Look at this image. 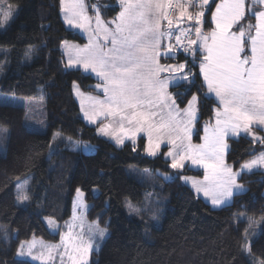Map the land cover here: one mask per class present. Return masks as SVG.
Here are the masks:
<instances>
[{
  "label": "trees",
  "instance_id": "16d2710c",
  "mask_svg": "<svg viewBox=\"0 0 264 264\" xmlns=\"http://www.w3.org/2000/svg\"><path fill=\"white\" fill-rule=\"evenodd\" d=\"M60 1L10 0L18 12L0 32V93L28 99L42 95L46 113V131L38 133L26 126L24 108L0 105V128L6 134L0 142V264H33L16 257L23 242L58 243L72 216L77 189L84 193L88 221L108 232L90 264H257L264 259V170L242 174L238 180L245 192L213 209L180 181L183 175L202 177L201 171H177L164 154L146 155L144 139L137 146L118 148L82 119L73 85L93 93L97 80L65 68L61 44L86 40L63 23ZM117 1L88 0L98 4L105 22L118 16ZM220 1H212L204 29H211L209 17ZM87 13L91 16L92 11ZM251 19L246 14L242 24ZM186 57L189 67L195 59L197 67L191 70L198 73L201 53L193 57L182 52L162 62H186ZM171 92L180 108L192 95L200 98L194 136L200 143L202 124L213 122L217 102L207 96L201 76L195 87L182 84ZM256 131L264 138V131ZM55 135L93 145L95 152L86 155L57 144L60 151L50 157ZM256 142L249 136L228 138L226 163L238 170L264 153V143ZM163 175L174 177L167 181ZM24 179H30L29 203L20 207L16 184ZM150 186L153 196L145 203L144 191ZM128 204L137 209L133 217ZM47 219L60 225L57 234L48 230ZM246 230L251 254L244 250Z\"/></svg>",
  "mask_w": 264,
  "mask_h": 264
},
{
  "label": "snow or ice",
  "instance_id": "6c2138e0",
  "mask_svg": "<svg viewBox=\"0 0 264 264\" xmlns=\"http://www.w3.org/2000/svg\"><path fill=\"white\" fill-rule=\"evenodd\" d=\"M257 2L264 4V0H253V3ZM209 4L210 0H199L200 11L191 13L188 11L191 0L188 3L176 0L175 4L173 0H120L121 11L108 22L115 25L114 29L101 20L99 9H96L93 35L102 32L103 43L98 36L94 39L90 35L89 42L83 47L72 46L76 59L70 58L69 66H82L84 72L94 73L99 81L95 87L104 99L89 97L92 110L82 107V111L90 123H97L99 117L109 121L100 122V134L111 136L117 144H123L125 139L135 144L138 135L146 134L145 152L152 157L157 156L161 145L167 143L171 147L166 156L171 158L173 169L183 168L186 161L204 168L205 183L193 186L197 192L203 191L205 196H210L212 204L217 206L232 195L231 186L235 185L237 175L224 163L225 137L244 132L251 134L253 141L264 143V138L251 131L254 125L264 127V10L254 13V26L249 25L247 30L241 28L237 34L231 29L244 17L245 0H222L212 13L215 28L210 36H205L201 26L205 9L211 11ZM61 5L69 25L88 31L91 18L85 15L82 0H61ZM173 8L178 10V17L168 11ZM12 14L13 5L5 6V0H0V26L8 23ZM185 20L193 23L188 28H180L179 24ZM162 21H167V30H162ZM174 22L177 24L175 30ZM193 30L197 39L191 38ZM174 32L179 33L175 35L176 48L193 57L202 53L198 73L191 70L197 67L195 59L191 61V67L187 57L185 63L177 65L159 63L162 57L175 58L173 47L161 52L165 47L163 41L165 38L170 41ZM163 73L176 75L161 78ZM200 76L202 86L207 87L208 93L215 94L221 108L215 111V126L211 133L205 126L203 143L193 145L192 125L198 122L200 98L192 95L187 106L180 109L167 89L173 81L195 87ZM257 165L264 166V153L245 162L242 168L251 170ZM83 195L77 189V207H86L81 199ZM17 199L27 201L29 197L22 192ZM53 224L54 221L49 220V225ZM68 228L69 231L61 234L60 245L46 246V259L52 261V250L62 247L63 251L59 252L61 264L64 257L69 264H86L85 257L93 247V236L103 237L105 229L90 226L92 235L85 241L83 233L74 235L72 225ZM244 240V250L251 254L247 230ZM34 247V241L28 243L27 254L33 260L43 262L44 253L33 255ZM24 249L22 243L18 255H24ZM257 264H264V259Z\"/></svg>",
  "mask_w": 264,
  "mask_h": 264
},
{
  "label": "rangeland",
  "instance_id": "374dc122",
  "mask_svg": "<svg viewBox=\"0 0 264 264\" xmlns=\"http://www.w3.org/2000/svg\"><path fill=\"white\" fill-rule=\"evenodd\" d=\"M212 1L213 0H210V4H209L208 7H210ZM248 1L250 3H252V4H256V3H253V0H245V3L248 2ZM69 2H70V0H69ZM117 2H118V6L121 8V6H120V0H118ZM188 2H189V0H185V3H188ZM60 3H61V1H60ZM82 3H83V0H82ZM221 3H222V1H221ZM257 3H259V2H257ZM7 4L13 5L12 3H10V0H5V6ZM84 6H85V4H84ZM86 7L87 8H85V15H87L88 17L91 18V23H90L89 26H87L88 27V31H85L84 29L76 28V27H74L72 25H69L66 22L65 13L62 10V5H61V19H62L63 23L65 24V26L68 29L75 31L76 33H78L79 35H81L83 38H85V40H86L85 44H87L89 42V36L90 35H93L94 30L96 29L95 18H96V15H97L96 9H98V4H97V6H95V4L90 5V2H88V0H87ZM174 9L175 8H173L171 10V13L174 12L173 11ZM215 9H214L213 13L215 12ZM251 9H254V8L252 7ZM87 10H91L92 11L91 16L88 15ZM188 10H190L189 12H191V13H195L197 11H200V8H199V0H191V6L188 8ZM17 12H18V7L15 6V5H13L12 18L8 21V23L0 26V32H4L8 28V26L10 25V23L12 22V20L15 18ZM175 12H178V10H176ZM207 12H208V10L206 8L205 9V15H204V22H205V19H206ZM177 14L178 13H175V16L178 17ZM111 21H113V20H111ZM111 21H109V22H111ZM211 21H212V15H211ZM103 22H105V21H103ZM204 22H203V24H204ZM239 22L236 25H234L233 28L231 29V31L236 32L237 34H238L239 30H235V28L238 26ZM192 23L193 22H191V21L185 20L183 23L179 24V27L180 28H188V27L191 26ZM105 24H107V26L109 28H112V29L115 28V25L114 24H109L108 22H105ZM203 24L201 26L202 27V33H203V35L210 36L211 32L215 28L214 22H212L213 29H211V30L204 29ZM176 27H177V24H176V22H174V30H175ZM244 29L247 30L248 29V26H244ZM164 30H167V25L164 27ZM178 34H179L178 32H174L173 38L170 41L167 38H165V40L163 41V44L165 45V47L161 48V52L166 51L167 50V47H173L175 49V57H177L179 55V53H182V50L176 48L175 35H178ZM192 35H193L192 39H197V37H196V35L194 33V30H193ZM97 36L100 38V42L103 43V40H102L103 33L102 32L101 33H97V34L93 35V38L96 39ZM65 42H67V45H65ZM65 42H63L61 44V51L64 54V58H65V68L67 70H80V71H82V73H84L86 75H90V76L94 77L97 80V82L95 84H93V88H94V92L93 93L84 92V91H82L80 89V87L77 84H74L73 85V94H74V97H75L77 103L79 104V107H80V115H81L82 119L88 125L96 128L97 134H98L99 137H101V138H103L105 140L110 141L112 144H114L118 148H121V147H123L124 145H126L128 143L129 144H132L134 146H137L139 140L140 139H144V151H145V146L147 144V136H146V134H143L142 133V134L138 135L137 138H136V140H135V144H133V142L131 140H128V139H125L123 144H117L116 141H115V139L112 138L111 136H104V135H102V134H100L98 132V127L100 125V122L102 121L103 123H108L109 122L108 120H105L103 117H99L98 120H97V123H90L84 117V113L82 111V107L85 110H88V111H91L92 110V102L89 100V97H97V98H99V99L102 100V99H104V96H103L102 92L95 87L97 85V83H99V81H98V79H97V77L95 76L94 73H91V72H87L86 73V72H84L82 66H79V67H70L69 66V60H70V58L73 61L76 59V53H75V51L72 50V46H80V47H83L85 44H80V43H77V42H70V41H65ZM209 42H211V41H209ZM109 47H110V45H109ZM187 56H192V55L187 54ZM163 58H168V57H162V58H160L159 63L162 64V65H177V64H180V63H163L162 62V59ZM181 63H185V62H181ZM198 65H199V63H198ZM172 75H176V74H173V73H163L162 76H161V78H165V77L172 76ZM182 84H188V83H184V82H181V81H173V82H171L169 84V87H168L167 91L172 94L171 89L172 88H175V87H178V86H180ZM205 88H206L207 96L210 97V98L215 99L216 102L219 104V101L215 97V94L214 93H208L206 86H205ZM0 105H10V106L24 108L25 113H26V126L31 131H34V132L43 133V132L46 131V123H45V119H46L45 118L46 117V113H45V103H44V99H43L42 95H39L38 97L33 98V99H28V98L18 97V96L11 95V94L0 93ZM184 108H180V109H184ZM218 108H221L220 104L218 105L217 109ZM217 109H215V111ZM198 119H199V114H198ZM196 123L197 122H195L192 125L193 132H192L191 143L193 145H197V144H202L203 143V137L205 136V131H204V127L205 126H208L209 133H211L212 127L215 126V113H214V120H213V122H211V123L210 122H206V123H203L202 124L203 133H202V136H201V142L200 143L194 142V136H195V133H196ZM256 129L257 130L264 131V127H261V126H258V125H254L251 128V131H252V133L255 136L261 137L260 135H258L256 133L257 132ZM5 135L6 134H4L3 129L0 128V142L3 139V137H5ZM240 136H249L250 138L253 139V137H252L251 134L244 133V132H240L236 136H232V135L226 136L225 137V143L227 144V139L228 138L236 139V138H238ZM257 141H259V140H257ZM255 143H257V142L255 141ZM57 144H64L67 147V149L74 150V151H81V152H83V154H86V155H90V154H93L95 152V147L93 145H90V144H80V143L74 142V141H72L70 139H65V138L61 137L60 135H55L54 136V143L52 144L51 150H50V155H49L50 157L53 156L55 153H58L60 151V149H58V147H57ZM169 147H171V146L168 145L167 143L162 144L161 145V148L158 151L157 156H159L161 154H164V158L170 162V167H171V158L166 156V153L168 152ZM227 152H228V144H227V148L224 149V153H223L224 163L228 167H230L232 169V172L233 173H236L237 175H236L235 185H232L231 186L232 187V195L230 197H227L221 205L214 206L212 204V200H211V197L210 196H205L204 193H203V191L197 192L196 191V187L193 186L194 184H196L197 186H199V185H202V184L205 183V181H204L205 170H204L203 167L198 166V165H193L191 163V161H186L183 168L174 169V170H177V171H182L185 168H189L191 170L201 171L203 173V176L202 177H194V176H185V175H183V176H181V180L180 181H181V183L183 185H186L187 187H189L192 190V192L196 195L197 198L202 199L204 202H206L208 205H210L213 209H220V208H222L224 206H227V205L231 204L232 201H233V199H234V197L236 195H239V194H242V193L245 192V188L239 183V180H238L242 174H244V173H251V172H254V171H257V170H260V169L264 170V166H262V165L254 166L251 170L243 169L242 167L240 169H238V170H234L232 166H230V165H228L226 163V155H227ZM145 154L147 155L146 152H145ZM157 156H155V157H157ZM150 157H152V156H150ZM152 158H154V157H152ZM256 158H254V159H256ZM254 159H252V160H254ZM132 171H135L136 172L138 170L137 169H132ZM163 176H164V179H166L167 181L173 179V177H174L173 175H163ZM29 185H30V179H24V180H21V181H18L17 182V184H16V192H15L16 199H17V197L22 192L24 194L28 195L27 192H28V189H29ZM237 185L239 187H236ZM263 195H264V193H263ZM152 196H153V191L151 190V186H150L147 189H145V191H144V202L145 203H149V201H150L149 199H151ZM81 199L84 201V204L86 205V207H77L78 198H77V193H76V195L73 198V202H72V216L69 219V221L66 223V225L64 227L65 229L61 232V234L69 231L68 226L69 225H72L73 234L75 235V234H78V233H83L84 240L85 241H88L90 235H92V233H90V231H89L90 226H98V225L95 224V223H91L90 221H88V219L86 217L88 207H87V204H86L84 195H83V197ZM28 203H29V199L27 201H19L17 199V204L20 207H27L28 206ZM126 208H127V211H128V214H129L130 217L135 216V213H137L136 207H134L132 204H128L126 206ZM49 220H51V219L45 220V223H46V226H47L48 230L51 233H53V234H55V233L57 234L60 231V225L57 222H55L54 220H51V221H54V224L52 226H50L49 225ZM99 228H101V227H99ZM107 237H108L107 230H105V235L103 237L93 236V247L90 250V252L87 254V256L85 257L86 264H90L92 253L99 251V249L101 248L102 243L105 241V239ZM33 241L35 242V247L32 249V253H33V255H40L43 252L44 253V256H45V259H44L43 262L41 260H33L32 257L27 254V251H28L27 244L28 243H32ZM23 244H25V249H24L25 254L24 255H18V252L20 251V246H19V249H18L17 254H16V257L18 259L25 260V261L31 262L33 264H61V259H60V256H59V252H62L63 251V248L62 247L60 249H58V250L57 249H53L52 250V252H51V255L53 256V260L52 261H47V259H46L47 255H48V248L46 246H48V245H60L61 244V235H60V241L58 243L46 242V241H44L42 239H32L29 242H23ZM63 264H69V261L67 260V257H64Z\"/></svg>",
  "mask_w": 264,
  "mask_h": 264
},
{
  "label": "crops",
  "instance_id": "0c3cea01",
  "mask_svg": "<svg viewBox=\"0 0 264 264\" xmlns=\"http://www.w3.org/2000/svg\"><path fill=\"white\" fill-rule=\"evenodd\" d=\"M86 1L87 0H83V3L85 4V8H86ZM174 2V4H175V2H176V0H173ZM222 1V0H221ZM221 1L218 3V4H220L221 3ZM180 2L181 3H185V0H180ZM217 4V5H218ZM216 5V6H217ZM216 6L214 7V9L216 8ZM254 8V9H251V8ZM214 9L212 10V13H213V11H214ZM171 10L172 9H169L168 11L171 13ZM191 10V9H190ZM190 10H188V11H190ZM261 10H264V4H260V3H256V4H252V3H250L249 1L248 2H246L245 3V9H244V13H245V17H246V14H250V16L252 17V19L249 21V22H247V23H244V24H242V22H243V20H244V18L245 17H243V19L239 22V24H238V26L235 28V30H240L242 27L244 28V26H249V25H252V26H254L255 25V23H256V20H255V17H254V13H256V12H259V11H261ZM174 12L172 13V14H174L175 15V13H178V12H175L176 10L174 9L173 10ZM192 11V10H191ZM212 13H211V15H212ZM177 15H179V13L177 14ZM211 15H210V17H209V21L211 22V25H212V21H211ZM248 24V25H247ZM167 25V21H162L161 22V27H162V30H164V27ZM211 29H213V25L211 26ZM211 29H209V30H211ZM252 34H254V27H253V29H252ZM245 39H247V36L245 37ZM246 51H247V48H246ZM202 54V53H201ZM202 78V77H201ZM215 100V99H214ZM216 101V100H215ZM218 104V103H217ZM219 105V104H218Z\"/></svg>",
  "mask_w": 264,
  "mask_h": 264
},
{
  "label": "built area",
  "instance_id": "2783aa9c",
  "mask_svg": "<svg viewBox=\"0 0 264 264\" xmlns=\"http://www.w3.org/2000/svg\"><path fill=\"white\" fill-rule=\"evenodd\" d=\"M193 37V35L191 36V38ZM185 43H186V41H185ZM178 49V48H177Z\"/></svg>",
  "mask_w": 264,
  "mask_h": 264
}]
</instances>
